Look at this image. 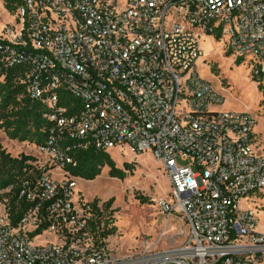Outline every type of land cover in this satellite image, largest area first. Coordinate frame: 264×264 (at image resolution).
<instances>
[{"label": "built area", "instance_id": "2783aa9c", "mask_svg": "<svg viewBox=\"0 0 264 264\" xmlns=\"http://www.w3.org/2000/svg\"><path fill=\"white\" fill-rule=\"evenodd\" d=\"M15 14L0 37L3 66L27 67L25 92L50 127L34 146L39 173L0 185V264H264L247 207L253 195L264 202L255 121L220 109L196 68L200 36L219 35L264 77V0H22ZM89 143L159 163L169 190L157 206L186 223L181 244L111 253L101 205L73 201L67 168ZM12 207L22 210L15 222Z\"/></svg>", "mask_w": 264, "mask_h": 264}, {"label": "rangeland", "instance_id": "374dc122", "mask_svg": "<svg viewBox=\"0 0 264 264\" xmlns=\"http://www.w3.org/2000/svg\"><path fill=\"white\" fill-rule=\"evenodd\" d=\"M16 14L9 13L0 0V37L8 38L7 28L13 26ZM225 38L211 35L200 36L202 55L196 63L199 75L209 82L223 99L220 109L249 112L255 121L253 128L257 137L255 150L264 154V77H255V65L248 57L240 62L227 50ZM0 146L12 158L27 155L34 158V164L41 166L44 156L40 155L32 142L9 139L0 128ZM115 165L124 168L123 179L109 177L107 168L93 180L75 179L73 201L101 205V227L113 228L107 238V246L114 256L127 255L135 251L151 252L181 244L188 227L176 216L160 213L157 199L169 190L168 180L159 163L148 153L132 154L125 149L109 152ZM60 170H54L58 176ZM84 180V181H83ZM116 187L118 189H116ZM109 202L108 207L105 204ZM242 206L245 204L241 201ZM264 202L253 195L247 207L253 208L258 218L256 230L264 233ZM49 236H41L42 242Z\"/></svg>", "mask_w": 264, "mask_h": 264}, {"label": "trees", "instance_id": "16d2710c", "mask_svg": "<svg viewBox=\"0 0 264 264\" xmlns=\"http://www.w3.org/2000/svg\"><path fill=\"white\" fill-rule=\"evenodd\" d=\"M5 9L14 14L21 5L22 0H1ZM219 39V35L215 36ZM8 44L0 39V45ZM2 51L0 50V128L9 139L17 141L32 142L34 146L43 143L47 130L50 127L48 121L43 114L46 107L39 101L30 98L21 81L27 67L22 64H16L4 69L2 61ZM241 58L235 61L240 62ZM256 77V75H255ZM259 77L257 76L256 79ZM72 155L76 160L73 167H68V171L74 177L84 180H93L105 167L109 177L123 179L126 171L131 166L124 165L119 168L115 165L110 154L93 143H89L84 148H77L72 151ZM32 156L23 155L19 158H12L5 154L0 146V185L4 186L10 182L18 181L22 178H30L33 174H38ZM93 205L96 202L93 200ZM109 202L105 204L108 207ZM12 207L11 220L15 222L20 214L21 209ZM113 233V228H106L102 231L103 237H108Z\"/></svg>", "mask_w": 264, "mask_h": 264}, {"label": "bare ground", "instance_id": "6f19581e", "mask_svg": "<svg viewBox=\"0 0 264 264\" xmlns=\"http://www.w3.org/2000/svg\"><path fill=\"white\" fill-rule=\"evenodd\" d=\"M116 179V178H115ZM84 181V180H83ZM116 189H118L117 187H116Z\"/></svg>", "mask_w": 264, "mask_h": 264}]
</instances>
